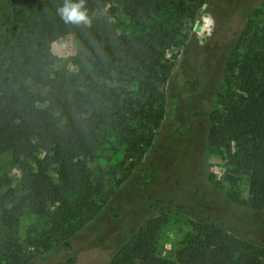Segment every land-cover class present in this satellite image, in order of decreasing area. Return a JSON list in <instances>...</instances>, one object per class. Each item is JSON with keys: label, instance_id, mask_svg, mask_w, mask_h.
Wrapping results in <instances>:
<instances>
[{"label": "trees", "instance_id": "1", "mask_svg": "<svg viewBox=\"0 0 264 264\" xmlns=\"http://www.w3.org/2000/svg\"><path fill=\"white\" fill-rule=\"evenodd\" d=\"M209 1L85 0L91 19L85 25L61 18L64 0H0V161L9 155L21 171L19 189L0 175V232L16 231L26 214L45 223L23 241L0 243V264H77L91 250L99 252L89 264H264V245L238 235L250 219L264 217V20L250 18L238 34L231 51L241 49L237 75L226 81V94L218 93L221 111L210 114L213 75L204 72L190 86L178 78L180 135L146 167L156 175L166 166V180L149 183L138 169L165 117L164 87L175 67L167 52L183 45L185 22L199 19ZM105 9L143 22L144 32L119 33L109 16H96ZM67 36L75 54L62 59L52 44ZM220 41L216 33L211 52ZM206 145L223 149L234 172L247 177L251 205L214 195ZM110 151H123L130 162L127 183L107 199L110 171L101 162L112 161ZM184 155L194 192L176 179ZM177 195L196 220L172 259L155 247L167 213L147 202L175 206ZM259 234L264 237L263 227ZM25 245L39 256L26 255ZM56 250L47 261L40 258Z\"/></svg>", "mask_w": 264, "mask_h": 264}, {"label": "rangeland", "instance_id": "2", "mask_svg": "<svg viewBox=\"0 0 264 264\" xmlns=\"http://www.w3.org/2000/svg\"><path fill=\"white\" fill-rule=\"evenodd\" d=\"M263 0H210L208 4L202 7V14L199 19L195 21L187 20L183 28V45L180 48H172L167 52V58L175 60V67L173 76L166 83L164 90L166 94V111L162 126L157 130V136L154 145L145 156L144 161L138 168L141 174L145 176V180L151 183L156 177L158 184L166 180L168 174L165 172V167L160 165L156 175L154 171L146 170L155 159L160 155L159 151L166 149L165 144H169L171 136L180 135L177 130L178 124L175 122L178 109L181 107V99L176 96L175 90L179 77L190 86L198 78L206 72L209 76L213 75L216 78L213 92L209 98L210 114L215 111L222 110V100L218 93L226 94L228 91L226 81H235L237 75L238 59L241 54V49H236L231 53L234 44L238 39V34L245 27L250 18H255L261 22L264 20V8L262 6ZM261 11V14L256 16L255 12ZM107 9L96 13V16H109ZM115 22L119 33L134 36L144 32V23L133 20L130 17L123 15L120 11L109 16ZM220 34V43L211 52V40L215 35ZM229 49V50H227ZM52 51L55 55L62 59H66L75 54V41L72 36L64 37L52 44ZM209 55L210 59H204V56ZM224 56L222 63L218 60ZM220 67V68H219ZM72 70L76 68L70 66ZM208 76V77H209ZM232 82V87L235 83ZM184 132V129L183 131ZM179 133V134H178ZM184 139V137H181ZM180 138V140H181ZM162 141V142H159ZM162 148V149H161ZM112 156L110 163L102 161L101 165L106 171H110L107 176L104 196L110 199L120 187L124 186L123 176L128 172L129 160H124L123 151H110ZM203 158L205 161V170L207 171V179L213 187L214 195H236L239 199L251 205V198L248 190L247 177L241 173H235L233 166L229 163V159L225 151L215 146L206 145L204 148ZM126 161V164H124ZM166 165V164H165ZM191 161L188 156H183L179 164L176 165V179L182 188L194 192L197 190L196 181L194 180V173L191 171ZM7 173L12 179V185L17 189L20 188L21 171L16 166L9 155L2 157L0 161V175ZM141 176V175H140ZM120 182L121 185L118 186ZM150 189L152 186H148ZM176 200L175 206L169 205L166 201L151 200L147 202V206H162L163 212L167 213L168 220L159 231L155 247L159 255L168 258H175V254L179 248L182 247L186 236L193 231V221L195 216L193 211L189 210L186 202L181 195L174 198ZM264 210V209H263ZM250 226H242L238 235H247L258 244L264 245V237L259 234L260 227L264 229V217L255 216L249 220ZM128 225V223H127ZM230 227V231L237 234L234 227H237L234 222H228L226 225ZM37 229L42 232L45 229L43 220L38 219L34 215L26 214L16 231L0 232V243L6 238L14 237L19 241H23L29 235H32V230ZM244 234V235H243ZM245 237V236H244ZM36 248L25 245V252L28 255L33 252L34 256H39V253L34 252ZM37 251V250H36ZM59 250L51 253H45L40 256L43 261H47L53 254L58 253ZM97 250H91L89 253L82 255L77 264H89L90 260L94 259Z\"/></svg>", "mask_w": 264, "mask_h": 264}, {"label": "clouds", "instance_id": "3", "mask_svg": "<svg viewBox=\"0 0 264 264\" xmlns=\"http://www.w3.org/2000/svg\"><path fill=\"white\" fill-rule=\"evenodd\" d=\"M57 12L65 22L91 24L85 0H64L63 6L58 8Z\"/></svg>", "mask_w": 264, "mask_h": 264}]
</instances>
